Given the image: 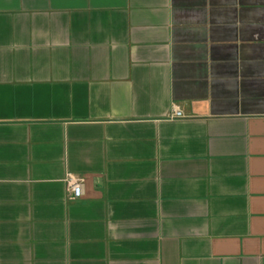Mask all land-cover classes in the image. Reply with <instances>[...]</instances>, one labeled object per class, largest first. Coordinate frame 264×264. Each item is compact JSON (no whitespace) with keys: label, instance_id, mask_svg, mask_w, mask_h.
Listing matches in <instances>:
<instances>
[{"label":"crops","instance_id":"1","mask_svg":"<svg viewBox=\"0 0 264 264\" xmlns=\"http://www.w3.org/2000/svg\"><path fill=\"white\" fill-rule=\"evenodd\" d=\"M0 264H264V0H0Z\"/></svg>","mask_w":264,"mask_h":264},{"label":"built area","instance_id":"2","mask_svg":"<svg viewBox=\"0 0 264 264\" xmlns=\"http://www.w3.org/2000/svg\"><path fill=\"white\" fill-rule=\"evenodd\" d=\"M172 118H181L182 114L176 108L172 111ZM69 200H76L82 195V181L75 175L68 173L64 179Z\"/></svg>","mask_w":264,"mask_h":264}]
</instances>
